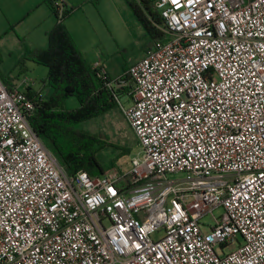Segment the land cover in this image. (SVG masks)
<instances>
[{"label":"built area","instance_id":"obj_1","mask_svg":"<svg viewBox=\"0 0 264 264\" xmlns=\"http://www.w3.org/2000/svg\"><path fill=\"white\" fill-rule=\"evenodd\" d=\"M53 3L62 19L67 0ZM155 7L165 41L154 42L108 84L133 82L131 105L117 100L143 153L128 172L68 174L30 125L35 83L23 77L10 87L0 76V264H20L21 253L34 247L39 257L54 232L71 238L65 247L75 244L72 251L85 264H264V138L254 126L249 131L250 121L264 114V6L260 0L235 6L233 0H157ZM197 52L209 61L198 80L215 87L228 114L215 107L200 119L194 111L184 127L168 119L169 132L155 121L152 104L143 103L152 101L145 88L169 66L179 73L178 58ZM94 67L108 82L102 64ZM133 109L141 113L136 120ZM173 174L186 177L170 179ZM217 209L223 210L219 220ZM207 216L214 225L204 232ZM217 233L223 239L214 242ZM229 245L236 249L225 253ZM51 255L46 264H54Z\"/></svg>","mask_w":264,"mask_h":264},{"label":"trees","instance_id":"obj_2","mask_svg":"<svg viewBox=\"0 0 264 264\" xmlns=\"http://www.w3.org/2000/svg\"><path fill=\"white\" fill-rule=\"evenodd\" d=\"M138 1L140 5L135 0H127L138 20L155 38L154 42L165 41V21L155 7L157 0ZM50 6L57 23L47 35V48L37 50L23 59L47 68L45 85L52 89L48 98H44L39 92L30 93L29 98L36 107L30 125L68 174L83 170L95 177L105 172L98 158L103 146L96 137L77 130L76 126L105 115L118 105V99H128L133 91V82L128 78L124 85L108 86L112 77L109 76L108 82L99 78L98 69L86 61L65 25V20L74 9H69L66 5L64 17L60 19L53 0H50ZM1 63L0 56V65ZM25 67L23 66L22 71L26 72ZM0 76L4 80L1 74ZM4 82L6 83L5 80ZM6 84L10 87L14 85ZM70 99H75L78 103V107L73 110L64 106ZM138 146L136 139L132 145L122 146L121 154L131 156ZM111 166L116 167L114 162Z\"/></svg>","mask_w":264,"mask_h":264},{"label":"rangeland","instance_id":"obj_3","mask_svg":"<svg viewBox=\"0 0 264 264\" xmlns=\"http://www.w3.org/2000/svg\"><path fill=\"white\" fill-rule=\"evenodd\" d=\"M70 1L71 4L80 6L74 19L78 22L75 34L78 43L82 49L91 50L95 59L98 58L103 62L99 63L106 67L113 78L121 76L138 62L155 41V38L138 20L127 0ZM135 2L140 5L138 0ZM107 18L110 19L108 23ZM102 20L106 24H103ZM3 42L0 44L3 51L1 75L6 83L16 84L23 77H28L37 87H43L47 78V68L34 62L24 61L23 51L19 50L18 41L16 43L9 40ZM23 66H27L29 72L22 71ZM42 92L44 98H48L51 94H49L48 87ZM121 102L125 107H129L132 103L127 98H122ZM64 106L73 110L78 107V103L75 99H70L64 103ZM76 129L96 137L102 144L103 149L99 152L98 158L105 171L115 169L128 172L132 158L136 157L142 160L143 153L139 146L133 150L131 156L121 154L122 146L132 145L137 138L121 112L119 104L105 115L77 125ZM112 162L116 167L112 168ZM185 177L184 174L169 175L170 179H185ZM222 214L223 210L217 209L214 211L213 217L219 220ZM202 222L205 225L204 232H209L210 227L214 225L212 216L205 217ZM235 249V245H229L225 248V253Z\"/></svg>","mask_w":264,"mask_h":264},{"label":"snow or ice","instance_id":"obj_4","mask_svg":"<svg viewBox=\"0 0 264 264\" xmlns=\"http://www.w3.org/2000/svg\"><path fill=\"white\" fill-rule=\"evenodd\" d=\"M238 2L239 0H233V6ZM260 4L264 6V0H260ZM209 15H211V13ZM220 27L223 29V25ZM196 34L200 35V33ZM205 35H208V33H205ZM178 59L179 62L175 63L174 66L180 69L179 73H173V66H169L162 77L152 80L151 84L147 85L145 88L146 95L151 96L152 101L143 99V103L152 104V107L155 109V112L152 113V116L155 117V121H160L161 125H165L168 119H172L184 127L185 121L191 123L194 111L199 112V118L202 119L206 111H211L215 107L222 108L224 114L227 115L228 105L224 100L214 95V92L217 91L215 87L213 86L211 90H209V82L198 80L200 76L204 75L201 69L206 67V64L209 62L207 58L205 57L204 60H201L199 52H197L195 57L188 55L186 58L179 57ZM197 61H199V63H197ZM259 79L262 82L261 88L264 89V73H261ZM153 85H155L153 91L148 92L147 88H151ZM201 88L204 89L203 95L200 92ZM137 95L138 99L136 104L139 107H143L140 93ZM205 97H210V99L206 101ZM218 100L219 104H217ZM164 108L168 109V111L162 112L161 109ZM131 114L134 120L141 116V113L136 112L134 109ZM217 115H219V113ZM245 116H247V113H245ZM244 118L245 117H241L240 119L243 120ZM231 119L234 120L235 116L233 115ZM257 120L259 123H257ZM253 126L256 128L258 134L264 138V114H261L260 117H254L250 121L249 131ZM171 129L172 125L167 124V130L170 132ZM261 171L264 172V164L261 165ZM53 227L55 228V225H53ZM229 232H231V229H229ZM58 236L59 233L54 232L51 239L46 241L49 246L45 248L44 252L41 253L39 257L36 255V253L41 252L39 247H34L31 253L25 250L19 257L20 264H46L44 256L47 255L48 252L52 253L51 256H48V259L52 260L54 264H85V258L81 257L78 252L72 251V249L76 247L75 244L69 243L68 246L65 247V243L67 239H71L70 237L66 239V236H59V240L61 241L59 249L55 247L53 242L57 240ZM208 239L213 238L208 237ZM222 239V235L217 233L214 242H219ZM181 242L186 243L183 240H181ZM136 247L139 249L140 246L136 245ZM162 259L166 261V257H162Z\"/></svg>","mask_w":264,"mask_h":264},{"label":"crops","instance_id":"obj_5","mask_svg":"<svg viewBox=\"0 0 264 264\" xmlns=\"http://www.w3.org/2000/svg\"><path fill=\"white\" fill-rule=\"evenodd\" d=\"M67 5L69 9H74V11L65 20V25L72 34L76 45L85 57L86 61L90 65L95 66L97 63L102 61H100L98 58L95 59V55L91 50L85 48L82 49L75 35L78 22L74 19L76 17L75 15H77L78 11L80 10V6H75V4L73 3L71 4L70 0H67ZM108 22H110V19L107 18V23ZM56 23L57 19L54 11L50 6V0H0V44L4 43L3 41L6 40L12 41L14 43L18 41L19 50L23 51V59L28 57V55L33 54L37 50L47 48V35L55 27ZM102 23L106 24L104 20H102ZM80 26H82V24H80ZM147 50L145 51V53L147 52ZM0 56L2 61L0 65L1 74V66L3 64V51L1 47ZM30 62L34 61L30 60ZM102 66L107 71L106 67L103 64ZM25 69L27 70L26 72H29L27 66L25 67ZM108 74L110 77H112L110 73ZM46 87L47 86L45 85V83L43 87H37L35 84L33 90L35 92H39L42 95V90ZM48 91L50 94L52 92V89L48 88Z\"/></svg>","mask_w":264,"mask_h":264}]
</instances>
